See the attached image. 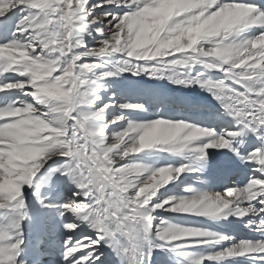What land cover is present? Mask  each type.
I'll return each mask as SVG.
<instances>
[{
  "label": "snow or ice",
  "instance_id": "6c2138e0",
  "mask_svg": "<svg viewBox=\"0 0 264 264\" xmlns=\"http://www.w3.org/2000/svg\"><path fill=\"white\" fill-rule=\"evenodd\" d=\"M0 264H264V0H0Z\"/></svg>",
  "mask_w": 264,
  "mask_h": 264
},
{
  "label": "bare ground",
  "instance_id": "6f19581e",
  "mask_svg": "<svg viewBox=\"0 0 264 264\" xmlns=\"http://www.w3.org/2000/svg\"><path fill=\"white\" fill-rule=\"evenodd\" d=\"M162 85H166V81L165 82H160ZM168 88H171V86H167ZM195 94H198L199 96H201L202 98H207V99H211V97H207V94L206 93H200L199 90H196V93ZM51 163V162H50ZM171 187V185L169 186ZM177 191H181L180 189H177ZM165 215H168V214H165ZM225 225H226V230H229V231H232V230H236V229H239L241 226L239 225H228L227 222H224ZM243 234V233H242Z\"/></svg>",
  "mask_w": 264,
  "mask_h": 264
}]
</instances>
